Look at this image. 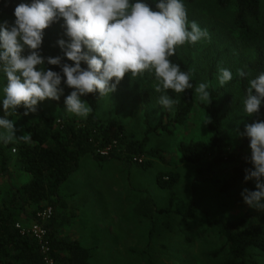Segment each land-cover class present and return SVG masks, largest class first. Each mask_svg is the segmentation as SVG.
<instances>
[{"label":"rangeland","instance_id":"rangeland-1","mask_svg":"<svg viewBox=\"0 0 264 264\" xmlns=\"http://www.w3.org/2000/svg\"><path fill=\"white\" fill-rule=\"evenodd\" d=\"M186 11L188 23L195 21L208 33L207 38L197 42L194 55L193 76L198 85L206 83L209 88H222L217 81L218 68L232 72L233 79L223 87L226 89L224 96L231 97L227 110L236 109L223 128L232 149L239 150L245 138L240 135L245 125L261 120L256 114L245 116L236 80L239 77L237 70L253 59V54L235 45L224 27L231 20V12L217 10L214 0H199ZM5 21L9 24L8 20ZM138 77L145 79L147 88L153 94L149 106L141 100L136 82ZM6 84L0 74V89ZM157 86L154 75L147 72L130 78L126 75L111 96L100 97L98 117L121 121L130 135L142 140L147 129V113L150 115L149 126L155 128L162 121L164 108L157 103L161 95L155 90ZM71 91L65 87L59 101L39 103L37 111L26 116L27 119L34 122L42 114L56 119H85L65 111L64 100ZM24 111L20 107L16 109V115L8 117L15 122L17 136L26 134L22 125ZM170 114L173 119V112L170 111ZM0 118H4L2 102ZM168 123L166 119L164 125ZM211 137L209 118L204 110L196 107L181 123H171L166 131L160 129L150 134L147 150L162 152L164 161L147 156L144 160L153 162L147 169L136 163L98 162L92 156H86L81 160L79 170L60 190L67 204L66 209L58 210L59 222L65 221L62 235L78 240L90 249L91 264H219L225 256V252L220 251L224 249V243L210 223L233 221L249 212L264 210L250 208L243 202L241 192L245 187L239 185L230 193L222 194L214 182L199 179L196 166L180 162L179 148L182 144L209 142ZM10 142L22 143L17 140ZM7 152L11 161L8 173L0 168V191H5L9 182L19 186L31 179L16 168L14 152L12 155L9 150ZM243 154L251 155L249 146ZM170 173L180 177L174 189L177 200L172 206V213H154L152 219L142 217L139 206L147 199L154 202L158 211L170 208V194L157 185L159 175ZM142 208L148 211L147 206ZM193 208L196 210L195 217L184 222V214ZM168 223L170 227L166 228ZM32 224L27 222L22 225L29 227ZM251 255V264H264V253L253 250Z\"/></svg>","mask_w":264,"mask_h":264},{"label":"trees","instance_id":"trees-1","mask_svg":"<svg viewBox=\"0 0 264 264\" xmlns=\"http://www.w3.org/2000/svg\"><path fill=\"white\" fill-rule=\"evenodd\" d=\"M198 1L183 0L186 9ZM146 2L154 7L156 0ZM20 3H30V0H0V22L8 20L11 25L14 9ZM214 6L220 12H231V20L225 23V29L236 46L248 49L253 54V59L242 68L249 75L236 79L244 99L248 81L264 73V0H214ZM62 32L59 23L45 30L41 48L44 57L63 55L56 45V41L62 38ZM196 46L197 43H185L177 47L170 57L171 62L178 64L182 71L190 73L193 87L179 94L168 90L167 95L176 103L171 110L164 108L162 121L155 128L149 126L150 115L147 113V129L142 140L130 135L121 121L100 119L97 115L100 97L97 95L84 97L92 111L83 120L68 117L56 119L42 114L36 121L30 122L24 115L22 125L26 133L32 134V142L0 143L1 170L5 173L9 171V150L11 155L14 152L16 168L31 178L19 186L9 182V187L0 191V264H44L38 242L31 235L22 234L16 226L35 222L37 214L48 207L54 210V216L46 226L50 256L55 264H91V250L78 240L62 235L65 221L59 222L58 210L67 207L60 195L62 186L79 170L81 160L86 156H92L98 162L136 163L143 169L153 164L144 160L147 156L163 160L162 152L147 150L150 134L160 129L166 131L171 123H181L196 107L206 112L212 137L209 142L182 144L179 148L180 162L196 166L199 179L214 182L222 194L230 193L239 185L256 190L254 181H244L245 169L251 168L247 162L250 155L243 154L249 146L248 139L244 138L239 150L234 151L226 138L223 126L236 107L227 110L231 97L224 96L225 87L208 88L212 100L210 104L199 101L195 91L198 83L193 76ZM46 67L59 71L55 66ZM136 82L141 100L149 106L153 101L151 90L147 88L145 79L138 77ZM170 111L174 114L173 119L170 118ZM256 115L264 120V106ZM166 119L169 123L164 125ZM179 179L176 173L159 175L157 185L170 194V208L158 211L154 202L147 199L139 206L140 215L148 219H152L154 213L170 215L177 200L174 189ZM144 206L148 211L143 210ZM195 214V208L187 211L184 222L194 218ZM169 227L168 223L166 228ZM210 227L217 229L224 243V249L220 251H224L225 256L219 264H251L253 250L264 253V211L249 212L233 221H216L210 223Z\"/></svg>","mask_w":264,"mask_h":264},{"label":"clouds","instance_id":"clouds-1","mask_svg":"<svg viewBox=\"0 0 264 264\" xmlns=\"http://www.w3.org/2000/svg\"><path fill=\"white\" fill-rule=\"evenodd\" d=\"M11 25L0 23V74L7 81L0 89L4 118H0V143L12 140L32 142V134L16 135V109L24 115L37 111L45 100L59 101L64 88L72 89L65 97V111L87 118L92 111L82 99L90 94L111 96L126 75L145 72L154 75L161 95L157 103L171 110L176 103L168 90L185 93L193 85L189 72L182 71L170 57L185 43L196 44L208 33L187 20L183 0H156L153 7L146 0H30L18 4ZM59 23L62 38L56 41L62 56L41 54L45 30ZM69 61L67 63L64 61ZM47 66H55L53 71ZM237 76L249 73L237 70ZM233 79L232 72L218 68L217 81L223 87ZM63 84V87L61 85ZM206 83L195 91L202 102L211 103ZM264 106V73L248 81L243 99L245 116L259 114ZM249 141L251 155L244 181H254V191L241 192L250 208L264 210V120L244 127L240 133Z\"/></svg>","mask_w":264,"mask_h":264},{"label":"built area","instance_id":"built-area-1","mask_svg":"<svg viewBox=\"0 0 264 264\" xmlns=\"http://www.w3.org/2000/svg\"><path fill=\"white\" fill-rule=\"evenodd\" d=\"M54 216V210L51 207L39 212L36 216L35 222L29 227H25L22 224H18L16 227L22 234L31 235L34 240L40 245V250L43 256L44 264H55L52 259L50 243L48 238L47 223L51 221Z\"/></svg>","mask_w":264,"mask_h":264},{"label":"crops","instance_id":"crops-1","mask_svg":"<svg viewBox=\"0 0 264 264\" xmlns=\"http://www.w3.org/2000/svg\"><path fill=\"white\" fill-rule=\"evenodd\" d=\"M63 198V197H62ZM64 199V198H63ZM65 200V199H64Z\"/></svg>","mask_w":264,"mask_h":264}]
</instances>
